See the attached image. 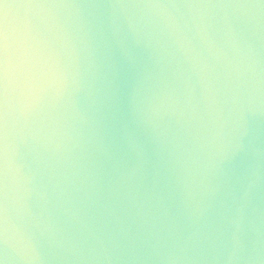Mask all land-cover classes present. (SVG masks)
Wrapping results in <instances>:
<instances>
[{"label":"clouds","instance_id":"obj_1","mask_svg":"<svg viewBox=\"0 0 264 264\" xmlns=\"http://www.w3.org/2000/svg\"><path fill=\"white\" fill-rule=\"evenodd\" d=\"M0 264H264V0H0Z\"/></svg>","mask_w":264,"mask_h":264}]
</instances>
